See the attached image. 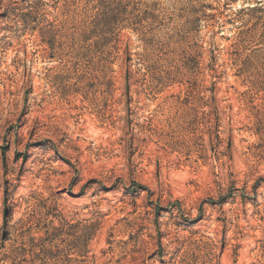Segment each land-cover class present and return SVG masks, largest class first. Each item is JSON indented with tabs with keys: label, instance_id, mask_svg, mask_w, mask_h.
<instances>
[{
	"label": "rangeland",
	"instance_id": "1",
	"mask_svg": "<svg viewBox=\"0 0 264 264\" xmlns=\"http://www.w3.org/2000/svg\"><path fill=\"white\" fill-rule=\"evenodd\" d=\"M0 264H264V0H0Z\"/></svg>",
	"mask_w": 264,
	"mask_h": 264
}]
</instances>
